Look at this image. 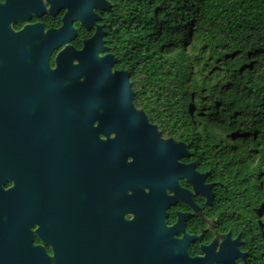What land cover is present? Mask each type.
<instances>
[{
	"label": "flooded vegetation",
	"instance_id": "af4514ba",
	"mask_svg": "<svg viewBox=\"0 0 264 264\" xmlns=\"http://www.w3.org/2000/svg\"><path fill=\"white\" fill-rule=\"evenodd\" d=\"M122 5L123 0H0V192L2 197L14 195L18 189V170L23 165L30 166L35 200L41 198L49 218L41 221L36 213L25 225L32 234V248L48 264H64L68 260L69 248L61 242L66 214H73L71 209L84 214L88 197L80 159L85 132L70 131V124L65 123L66 110L49 107L52 105L47 98L49 81L58 70L62 54L78 66L79 55L88 48L98 60L106 59L108 85L116 81L117 73L123 72L133 87L132 54L128 41L124 44V21L119 16ZM9 51L14 54L12 60L6 58ZM39 59L45 64L42 69L37 67ZM10 65L14 66L13 77L7 75L11 72L7 71ZM85 80L83 73L79 81ZM64 84L69 85L70 80ZM133 102L137 112H142L149 125L156 127L158 138L171 142L166 148L171 158L167 176L170 184L163 186V191L175 202L167 207L166 226L173 228L182 221L181 229L171 238L182 241L189 236L187 250L192 258L205 257L211 246L215 253L227 246L234 251L231 257L235 264H261L260 229L245 226L242 221L238 226H230L242 214H221L226 198L221 191L224 184L215 172L214 149L208 133L195 130V125L187 131L171 130L172 126L161 117L151 116L144 105L137 107L135 98ZM106 112V108L97 107L90 125L95 129L92 190L96 214H118L119 175H128L137 158L128 151L122 141L123 131L111 123ZM74 115L81 118L75 112ZM119 151L125 155L120 173ZM75 154L78 163L73 162ZM174 185L176 190L171 187ZM123 186V196H134L135 189L128 183ZM138 188L146 196L152 191L149 183H140ZM120 214L130 222L135 213L124 206ZM222 215L230 220L223 223ZM16 216L0 214V222L12 223L18 229L21 223ZM48 228L51 233L43 238L40 232Z\"/></svg>",
	"mask_w": 264,
	"mask_h": 264
},
{
	"label": "trees",
	"instance_id": "16d2710c",
	"mask_svg": "<svg viewBox=\"0 0 264 264\" xmlns=\"http://www.w3.org/2000/svg\"><path fill=\"white\" fill-rule=\"evenodd\" d=\"M119 16L135 104L208 133L221 214L260 229L264 264V0H123Z\"/></svg>",
	"mask_w": 264,
	"mask_h": 264
},
{
	"label": "water",
	"instance_id": "95a60500",
	"mask_svg": "<svg viewBox=\"0 0 264 264\" xmlns=\"http://www.w3.org/2000/svg\"><path fill=\"white\" fill-rule=\"evenodd\" d=\"M6 58L14 59L12 51L6 53ZM78 58V66H74L72 58L66 54L58 58V70L52 74L47 95L52 101L50 108L66 110L68 119L66 117L65 123L70 124V131L85 132L84 152L80 159L88 197L84 214H79L78 209H71L73 214H66L65 236L61 242L68 246L69 255L64 264H235L231 247L222 246L220 252L215 253L212 251L214 246H211L206 249L205 257L192 258L187 250L189 236L182 241L171 238L182 227L181 220L173 228L166 226L167 207L175 202V198L165 196L163 191V186L170 184L167 176L171 158L166 148L171 142L161 141L156 127L149 125L142 112H137L133 102L136 93L126 73H117L116 81L108 85L109 66L106 59L98 60L88 48ZM37 67H45L42 60H38ZM13 69V65L7 68L11 71L7 73L10 77L14 76ZM83 73L86 80L80 82L79 77ZM67 79L70 80L69 85L64 84ZM13 81L11 78L10 82ZM97 107L106 108L105 115L123 131L125 138L122 141L137 158L129 167L128 175H119L118 214H96L92 190L95 129L90 125L97 115ZM74 112L81 118L76 117ZM70 156L71 153L69 159ZM124 157V153L119 151V173ZM73 162L78 163V154H75ZM18 174L15 194L2 197L0 192V214H16V220L21 223L17 229L12 223L0 222V264H48L47 259L32 248V234L25 225L36 213L41 221L48 220L47 209L41 198L35 200L30 166L23 165ZM125 183L135 189L134 196L122 195ZM140 183L151 186L148 196L138 188ZM171 187L175 189V185ZM197 187L201 190L200 184ZM124 206L135 213L130 222L124 220V214H120ZM50 233V228L40 232L43 238Z\"/></svg>",
	"mask_w": 264,
	"mask_h": 264
}]
</instances>
